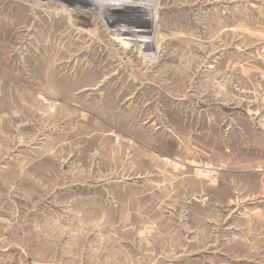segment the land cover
<instances>
[{"label": "rangeland", "instance_id": "obj_1", "mask_svg": "<svg viewBox=\"0 0 264 264\" xmlns=\"http://www.w3.org/2000/svg\"><path fill=\"white\" fill-rule=\"evenodd\" d=\"M0 264H264V0H0Z\"/></svg>", "mask_w": 264, "mask_h": 264}, {"label": "built area", "instance_id": "obj_2", "mask_svg": "<svg viewBox=\"0 0 264 264\" xmlns=\"http://www.w3.org/2000/svg\"><path fill=\"white\" fill-rule=\"evenodd\" d=\"M168 161L171 162L172 164L175 163L174 160H168ZM194 170L197 174H201V175L213 174L214 176L220 170V168L218 166L213 165L209 161H203L197 164Z\"/></svg>", "mask_w": 264, "mask_h": 264}]
</instances>
